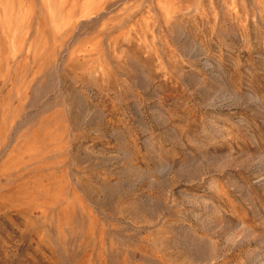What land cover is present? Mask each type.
<instances>
[{"label":"rangeland","instance_id":"rangeland-1","mask_svg":"<svg viewBox=\"0 0 264 264\" xmlns=\"http://www.w3.org/2000/svg\"><path fill=\"white\" fill-rule=\"evenodd\" d=\"M0 264H264V0H0Z\"/></svg>","mask_w":264,"mask_h":264},{"label":"bare ground","instance_id":"bare-ground-1","mask_svg":"<svg viewBox=\"0 0 264 264\" xmlns=\"http://www.w3.org/2000/svg\"><path fill=\"white\" fill-rule=\"evenodd\" d=\"M46 187V186H45ZM37 188V187H36ZM38 190H39V188H38ZM43 191V190H42ZM45 191V190H44ZM40 192V191H39ZM44 203V202H43Z\"/></svg>","mask_w":264,"mask_h":264}]
</instances>
